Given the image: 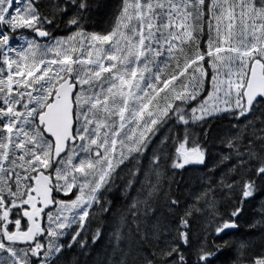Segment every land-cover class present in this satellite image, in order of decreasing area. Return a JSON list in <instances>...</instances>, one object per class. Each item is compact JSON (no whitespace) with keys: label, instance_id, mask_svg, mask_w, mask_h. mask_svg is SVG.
Masks as SVG:
<instances>
[{"label":"snow or ice","instance_id":"obj_1","mask_svg":"<svg viewBox=\"0 0 264 264\" xmlns=\"http://www.w3.org/2000/svg\"><path fill=\"white\" fill-rule=\"evenodd\" d=\"M0 264H264V0H0Z\"/></svg>","mask_w":264,"mask_h":264}]
</instances>
